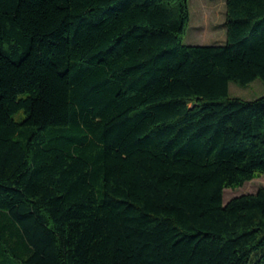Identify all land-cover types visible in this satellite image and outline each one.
I'll return each instance as SVG.
<instances>
[{
	"label": "trees",
	"instance_id": "obj_1",
	"mask_svg": "<svg viewBox=\"0 0 264 264\" xmlns=\"http://www.w3.org/2000/svg\"><path fill=\"white\" fill-rule=\"evenodd\" d=\"M187 44L189 0H0V264H264V0Z\"/></svg>",
	"mask_w": 264,
	"mask_h": 264
},
{
	"label": "rangeland",
	"instance_id": "obj_2",
	"mask_svg": "<svg viewBox=\"0 0 264 264\" xmlns=\"http://www.w3.org/2000/svg\"><path fill=\"white\" fill-rule=\"evenodd\" d=\"M191 21L185 34L187 44H223L226 42V0H189ZM229 95L253 100L264 95V82L255 79L246 86L235 81L229 82ZM264 187V175L246 182L237 188H226L224 203L231 198L247 193H255Z\"/></svg>",
	"mask_w": 264,
	"mask_h": 264
}]
</instances>
